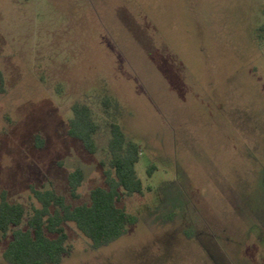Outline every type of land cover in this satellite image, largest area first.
Instances as JSON below:
<instances>
[{
  "label": "rangeland",
  "instance_id": "1",
  "mask_svg": "<svg viewBox=\"0 0 264 264\" xmlns=\"http://www.w3.org/2000/svg\"><path fill=\"white\" fill-rule=\"evenodd\" d=\"M114 119L139 146L143 193L119 202L138 220L99 248L66 222L60 264H264V0H0V198L89 203Z\"/></svg>",
  "mask_w": 264,
  "mask_h": 264
},
{
  "label": "trees",
  "instance_id": "2",
  "mask_svg": "<svg viewBox=\"0 0 264 264\" xmlns=\"http://www.w3.org/2000/svg\"><path fill=\"white\" fill-rule=\"evenodd\" d=\"M106 107L112 102L105 101ZM68 132L79 139L84 148L95 153V134L100 126L92 108L81 102L72 105ZM109 159L105 164V185L90 192V202L71 205L66 197L53 188L32 189L39 206L29 211L19 202H10L3 193L0 198V242L9 237L3 258L9 264H60L70 253L66 222H73L89 240L92 248L106 246L126 234L138 217L119 205L123 195L143 193V183L135 165L139 160V146L129 139L114 120L109 123ZM84 180L81 168L68 175L73 196Z\"/></svg>",
  "mask_w": 264,
  "mask_h": 264
}]
</instances>
